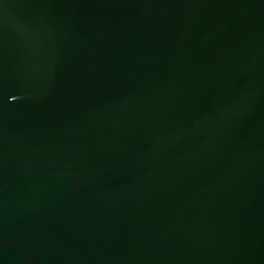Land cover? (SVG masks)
Wrapping results in <instances>:
<instances>
[{
    "label": "water",
    "instance_id": "1",
    "mask_svg": "<svg viewBox=\"0 0 264 264\" xmlns=\"http://www.w3.org/2000/svg\"><path fill=\"white\" fill-rule=\"evenodd\" d=\"M0 264H264V0H0Z\"/></svg>",
    "mask_w": 264,
    "mask_h": 264
}]
</instances>
